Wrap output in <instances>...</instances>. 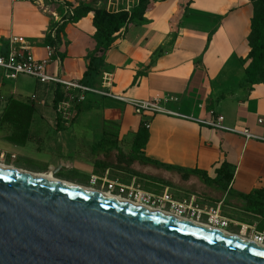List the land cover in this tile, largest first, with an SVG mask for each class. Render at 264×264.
<instances>
[{"label":"crops","instance_id":"1","mask_svg":"<svg viewBox=\"0 0 264 264\" xmlns=\"http://www.w3.org/2000/svg\"><path fill=\"white\" fill-rule=\"evenodd\" d=\"M86 1L0 0V55L6 53L9 38L22 37L31 56L43 59L45 36ZM135 3L127 12L105 10L109 17L126 18L94 80L93 89L104 95H88L69 127L56 113L53 85L26 76L9 81L0 73V116L10 100L33 108L24 146L6 141L10 131H0V163L8 160L13 167L20 163L18 169L36 174L55 172L56 179L77 185L88 184L91 178L122 182L123 177L160 185L166 184V177H178L203 185L196 177L185 179L164 167L205 171L209 179H219L214 171L222 167L232 174V192L264 191V143L164 114L137 116L128 103L110 97L140 102L171 98L162 104L167 110L201 119L213 112L223 117L226 127L264 135L258 125L264 119V84L249 86L245 75L253 16L250 0H148L141 16L132 18L139 0ZM93 20L91 12L65 26L63 42L57 46L61 65L52 63L50 74L82 80L87 56L96 47ZM144 123H149L147 140L135 147ZM134 154L164 167L132 162ZM225 196L221 193L217 203L222 204Z\"/></svg>","mask_w":264,"mask_h":264},{"label":"water","instance_id":"2","mask_svg":"<svg viewBox=\"0 0 264 264\" xmlns=\"http://www.w3.org/2000/svg\"><path fill=\"white\" fill-rule=\"evenodd\" d=\"M0 264H264V250L0 171Z\"/></svg>","mask_w":264,"mask_h":264},{"label":"built area","instance_id":"3","mask_svg":"<svg viewBox=\"0 0 264 264\" xmlns=\"http://www.w3.org/2000/svg\"><path fill=\"white\" fill-rule=\"evenodd\" d=\"M14 4L19 3H36L40 0H10ZM52 1V0H49ZM136 0H107L106 9L111 13L127 12L136 5ZM72 11H69V17ZM54 27L49 31L50 40L56 43L54 46L45 45V57L43 59H35L29 53L26 41L22 37H11L8 40L7 51L0 55V73L3 79L15 80L18 76H26L36 80L42 85H53L55 87V95L57 92L64 97L63 101L57 104L56 113L61 123L65 127H69L77 116L78 105L85 102L88 95H104L101 91L83 86L78 81L65 80L57 75L50 74L48 68L52 63H56L57 67L61 65V59L57 54V46L62 44V35H59L60 43L57 44L56 30L61 26ZM111 98L128 103L137 116L153 117L156 114H164L176 119L195 123L203 128L212 131L225 132L234 134L244 138L245 141L254 140L264 143V135H254L247 129L229 128L224 125V119L218 114L209 112L206 118H196L194 116L183 113L170 111L165 109L162 104L167 103L171 98L153 99L148 102L131 101L123 97ZM201 109V105L197 106ZM258 125L264 128V119L258 120ZM144 128L149 129V123H144ZM100 182V184H99ZM89 184L96 186L105 193L117 196L119 198L139 203L149 208H156L172 213L179 218L209 225L212 228L226 231L231 222L219 214L221 203L216 208H206L201 206V201L190 196L176 201L171 193L166 189L160 195L148 194L139 189L132 181L130 185L123 184L120 180H107L106 178L99 180L91 178ZM94 189V188H93ZM96 190V189H95ZM259 245H264V231L252 232L249 237Z\"/></svg>","mask_w":264,"mask_h":264},{"label":"trees","instance_id":"4","mask_svg":"<svg viewBox=\"0 0 264 264\" xmlns=\"http://www.w3.org/2000/svg\"><path fill=\"white\" fill-rule=\"evenodd\" d=\"M190 1L191 0H189V2ZM250 2L253 7V16L250 22V35L248 37L250 48L248 55L249 64L245 70V75L246 83L249 86H256L264 84V0H250ZM147 4L148 0H139L138 7L132 11V18L141 16ZM91 12L94 13L93 26L96 30L94 35L96 47L93 52L87 56L89 61L87 71L80 81V84L89 88H93L94 80L100 74L104 66L103 57L113 43L114 35L122 28L126 18L124 14L109 17L106 15L105 11L101 13L98 11L94 12L86 7L78 6L73 10L72 16L64 19L59 29L56 30L57 44L60 43L59 35L63 34V30L68 23L76 22ZM184 17L188 18V15L185 13ZM139 20H141V18ZM45 45H56V43L50 40L49 32L45 36ZM63 99V95L57 92L54 101L55 107L62 102ZM32 114L33 108L31 104L10 100L0 116V131H10V136L6 137L5 140L18 146H24L30 138L28 129ZM146 140L147 131L142 125L137 135L135 147H139ZM130 161H138L141 164H150L155 167H164L160 163L152 162L135 154L130 157ZM164 168L168 171L177 172L185 179L188 177L198 178L206 187H214L220 193L226 195L222 202L223 206H228L258 217L264 223V191H255L248 195L232 192L229 186L233 177L225 168L221 167L214 171V173L219 176L217 180L209 179L205 171H184L170 167ZM258 229L259 231L264 230L263 227H259Z\"/></svg>","mask_w":264,"mask_h":264},{"label":"rangeland","instance_id":"5","mask_svg":"<svg viewBox=\"0 0 264 264\" xmlns=\"http://www.w3.org/2000/svg\"><path fill=\"white\" fill-rule=\"evenodd\" d=\"M106 3L107 0H88L86 2H81L80 4L82 7H86L87 9L93 10L94 12L98 11L101 13L106 10ZM4 163L8 165L9 161L7 160ZM14 165L20 167V163H16ZM153 171L157 174L161 172L159 170ZM215 179L217 180V178ZM132 181L134 180L127 177L122 178V183L125 185H130ZM163 181H165L166 184L160 185L144 178H138L135 180V185L138 186L143 192L154 195H160L167 189L168 193H171L176 201H180L183 198L190 196H195L201 201V206L208 209L216 208L218 205L217 202L221 200V193L216 188H206L195 179H190L187 182H183L178 177H166L163 179ZM81 185L88 187L92 186L89 183H82ZM92 188L96 190L99 189V184L93 186ZM219 214L231 222L228 228L225 229L230 233L249 238L253 231H264H259L258 229L259 227H263L264 229V223L258 217L246 214L240 210L221 205Z\"/></svg>","mask_w":264,"mask_h":264},{"label":"bare ground","instance_id":"6","mask_svg":"<svg viewBox=\"0 0 264 264\" xmlns=\"http://www.w3.org/2000/svg\"><path fill=\"white\" fill-rule=\"evenodd\" d=\"M0 171H5L8 173H12V174H16V175H22V176H26V177H32L33 179H36L38 181H43L46 183L59 185L61 187L74 189V190L79 191L81 193H84L86 195H90V196L101 198V199H104L107 201L122 204V205L132 207V208H135V209H138L141 211H145L147 213H151V214H154V215H157L160 217H164L166 219L177 221V222L195 227L197 229H201V230H204V231H207L210 233H214V234L226 237L228 239L237 241L239 243L264 250V245H259V244L255 243L254 241L250 240L249 238L242 237V236L230 233L228 231L218 230V229L212 228L206 224L190 221L187 219H182V218H179L172 213H168V212L163 211L161 209L149 208V207L143 206L139 203H134V202L119 198L117 196L105 193L101 190H95V189L90 188V187L81 186V185L61 181V180L56 179L55 177L52 176L53 172L52 173H39V174L38 173L37 174L36 173H30V172L26 173L27 171H24L22 169H18L17 167L6 165L4 163H0Z\"/></svg>","mask_w":264,"mask_h":264}]
</instances>
